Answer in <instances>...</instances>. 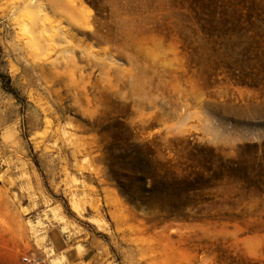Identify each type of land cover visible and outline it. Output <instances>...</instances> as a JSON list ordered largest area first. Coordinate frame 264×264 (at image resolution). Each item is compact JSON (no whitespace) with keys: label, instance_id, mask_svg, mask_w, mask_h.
<instances>
[{"label":"rangeland","instance_id":"rangeland-1","mask_svg":"<svg viewBox=\"0 0 264 264\" xmlns=\"http://www.w3.org/2000/svg\"><path fill=\"white\" fill-rule=\"evenodd\" d=\"M146 144L217 169L210 200L123 195ZM88 248L264 264V0H0V264Z\"/></svg>","mask_w":264,"mask_h":264},{"label":"trees","instance_id":"trees-1","mask_svg":"<svg viewBox=\"0 0 264 264\" xmlns=\"http://www.w3.org/2000/svg\"><path fill=\"white\" fill-rule=\"evenodd\" d=\"M135 151L128 163L132 171L129 176L131 183L120 184L122 194L130 197V201L135 199V192L130 189L136 186L142 196L163 201L172 210L183 213L189 207L209 201L206 191L223 179L212 166L197 162L181 167L172 160L153 159L155 151L148 144L137 147Z\"/></svg>","mask_w":264,"mask_h":264},{"label":"crops","instance_id":"crops-1","mask_svg":"<svg viewBox=\"0 0 264 264\" xmlns=\"http://www.w3.org/2000/svg\"><path fill=\"white\" fill-rule=\"evenodd\" d=\"M96 255V252L93 248H88L82 252H80L79 257L76 258H71L70 262H72V264H79V263H86L91 261Z\"/></svg>","mask_w":264,"mask_h":264},{"label":"built area","instance_id":"built-area-1","mask_svg":"<svg viewBox=\"0 0 264 264\" xmlns=\"http://www.w3.org/2000/svg\"><path fill=\"white\" fill-rule=\"evenodd\" d=\"M23 261L26 264H42V260L40 258L32 256H25Z\"/></svg>","mask_w":264,"mask_h":264}]
</instances>
